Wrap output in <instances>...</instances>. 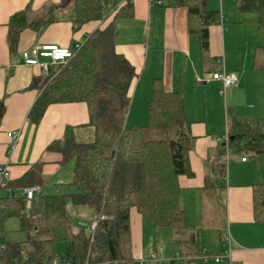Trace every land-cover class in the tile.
Returning <instances> with one entry per match:
<instances>
[{
    "label": "trees",
    "instance_id": "16d2710c",
    "mask_svg": "<svg viewBox=\"0 0 264 264\" xmlns=\"http://www.w3.org/2000/svg\"><path fill=\"white\" fill-rule=\"evenodd\" d=\"M178 2L188 8L190 32L200 37L205 72L217 71L209 52L210 26L220 23V11L209 8L208 0ZM67 4L72 6L76 30L90 22L105 21L110 16L104 15L103 0H62L54 7ZM126 8H117L114 18L133 17V11ZM238 10L258 14L256 21L263 44L256 49L254 68L264 73V0H239ZM30 12L28 6L9 20L7 40L12 52L17 50L26 28L39 31L57 20L54 14L47 19H33ZM116 36L113 22L96 28L84 42L72 48L75 53L72 58L53 65L49 74L41 78L38 97L28 115L30 121L38 124L50 104L85 102L96 136L92 142H78L74 128L69 126L62 140L48 145V150L62 153L63 162L74 160L73 184L78 191L41 194L36 216L32 209L28 215L25 199L19 191L24 186L44 184L42 164L35 163L19 179L8 181L6 195L0 197L1 233L5 216L18 215L28 238L23 243H6L2 237L4 247L0 251V264H14L15 258L23 260V256H27L30 264H84L86 261L90 264H139L133 249L134 209L148 215L155 226L172 228L175 244L187 254H202V224L196 221L190 225L179 181L181 175L195 174L190 163L194 139L192 121L186 115L184 98L179 92L167 90L160 79H155L153 95L147 105V124L127 127L138 74L126 56L116 50ZM4 109L0 99V118ZM226 134L230 150L221 145L213 173L206 176L203 186L205 190L221 188L223 194L230 153L234 150L252 157L264 153V115L252 122L229 111ZM8 189L13 192L11 195ZM68 201L92 207L97 218L104 217L99 218L92 238L84 227L78 226V231H74ZM253 206L256 221L264 224V177L254 186ZM60 242L66 244V253L58 252Z\"/></svg>",
    "mask_w": 264,
    "mask_h": 264
},
{
    "label": "crops",
    "instance_id": "0c3cea01",
    "mask_svg": "<svg viewBox=\"0 0 264 264\" xmlns=\"http://www.w3.org/2000/svg\"><path fill=\"white\" fill-rule=\"evenodd\" d=\"M61 1L0 0V99L5 108L0 118V166L7 165L11 179H19L32 165L41 163L44 184L40 195L78 191L73 184L74 160L63 162L62 153L48 150V145L62 140L69 126L74 128L78 142L94 141L96 131L90 124L88 105L85 102L53 103L38 124L32 123L28 115L38 97V85L44 74L40 66L24 63L23 52L42 44L76 48L93 30L113 22L117 30L116 50L126 56L138 74L126 125L139 126L148 122L147 105L153 95L155 79H160L167 90L179 92L184 98L194 136L191 150L194 158L191 160L190 156V163L192 169L198 170H194V176L181 175L179 181L190 225L196 221L202 224L201 248L211 251L208 231L217 232L218 250L223 247L224 235L230 233L236 264H264V224L256 221L253 206L254 186L264 177V154L252 157L237 153L232 159L230 153L224 194L221 188L203 189L206 176L213 173V164L220 156L224 143L219 137L228 130L230 109L239 118L252 122L264 115V73L254 68L256 49L263 44L256 21L258 16L238 15L237 12H241L239 0H208L209 8L221 14L220 23L210 26L209 52L213 65L217 71L225 70L239 76L237 85L227 88V98L223 99L218 93L222 87L220 81L204 70L200 37L190 32L188 8L179 0H103L104 15L110 16L105 21L90 22L79 30L74 29L71 4L54 7ZM28 6L31 16L47 19L54 14L57 20L39 31L26 28L17 50L12 52L7 40L9 20ZM122 6L133 11V17L114 18V11ZM219 58L224 60L223 65H219ZM15 130L21 132L17 141L8 136V132ZM206 199L209 209L224 210L218 226L207 228L203 225ZM72 205L68 201V211ZM145 220L146 215L135 209L132 211L134 255L147 260L146 264H158V260L148 258L149 249H144ZM155 228L157 232L159 227ZM175 247L180 261L173 258L171 264H203L197 260L198 256Z\"/></svg>",
    "mask_w": 264,
    "mask_h": 264
},
{
    "label": "rangeland",
    "instance_id": "374dc122",
    "mask_svg": "<svg viewBox=\"0 0 264 264\" xmlns=\"http://www.w3.org/2000/svg\"><path fill=\"white\" fill-rule=\"evenodd\" d=\"M234 10L237 11V8L235 6H234ZM237 14L238 15H244V16H250V17L251 16L257 17L258 16V14L256 12H237ZM31 17L33 19L39 18L38 15H33ZM221 85H222V83H221ZM222 90H223V85L220 88V90H218V93H221L222 94L221 96L223 97V99H225V98H227V95H226V92L222 93ZM230 112H231V109H230ZM128 117H129V115H128ZM146 118L148 121V114H147ZM132 126L133 125H130L127 123V127H132ZM221 136H223V135H221ZM237 153L238 152L233 150L231 152V158L235 159L234 157H237L236 156ZM191 155H192V152H190V156ZM193 158L194 157L191 156V160H193ZM225 159H226V157H225ZM228 163H229V161H228ZM228 166H229V164H228ZM193 170L196 171L198 169H196V167H195V169H193ZM227 171H228V168H227ZM225 183H227V178H226ZM4 195H6V190L1 189L0 190V197H2ZM39 195H40V193L37 195L36 199L33 201L32 211H33L34 216H36L38 213ZM208 198H209V196H208ZM205 202L207 203V205H206L207 207H206V218L203 220L204 227L209 228V227L218 226L221 222V217H224L223 216L224 210L222 211L221 209H218L216 211L215 209H209L210 205L208 203V200L206 199ZM92 209H93V212H91ZM68 212H69L70 219H71L72 223L74 224V227H75L74 231L75 232L78 231L77 227L80 224L89 225L97 218V212L95 211L94 208L89 207V206L72 205V207L70 208V210ZM148 217L149 216L146 215V219H147V220H145V236H146V238H145L144 249L145 250L149 249V252H150V250H154L156 252V255L154 258H150L149 256H148V258H150L151 260H158V264H171L170 260L173 258H176L178 260L179 254H176L177 249L175 247L176 245H175L174 238H173V229L170 227H159L157 232H156V228H155V225H154L152 219L150 217L149 218ZM207 217H215V218L210 219ZM190 222H192V219H190ZM208 233H210V238H209L210 241L208 243L211 245V247H209V249L211 251L213 250L212 253H218L220 251V250H218L220 244H219L218 239L216 240V238H215L217 232L214 230H211L210 232L208 231ZM2 234H3L4 240L6 243H23L28 238V232L26 230L22 229L20 217L18 215L5 216L4 221L2 223ZM161 246H162V250H160ZM57 250L60 253H66V244L64 242L58 243ZM205 250H207V249H205ZM211 251H209V252H211ZM149 252H148V255H149ZM197 260L203 264H205V263L215 264L213 261H205L203 259L202 255L198 256ZM178 261H180V260H178ZM181 263L183 264V262H181ZM92 264H112V263H92Z\"/></svg>",
    "mask_w": 264,
    "mask_h": 264
},
{
    "label": "built area",
    "instance_id": "2783aa9c",
    "mask_svg": "<svg viewBox=\"0 0 264 264\" xmlns=\"http://www.w3.org/2000/svg\"><path fill=\"white\" fill-rule=\"evenodd\" d=\"M153 2L156 0H152ZM160 1H158L159 3ZM79 46V45H78ZM77 46V47H78ZM74 49L72 47L60 46L57 44H42L35 46L33 49L23 52V61L28 65H38L42 69L44 75L49 74L50 68L59 63H65L74 55ZM219 65H223L224 60L222 58L218 59ZM212 78L218 80L223 85L222 93H225L227 88L237 85L239 76L237 73H227L225 70H219L212 73ZM8 136L13 140L17 141L21 132L19 130L8 132ZM219 140L223 141L226 146V150H230L229 136L223 135L219 137ZM246 158L244 157L243 160ZM11 179V171L7 165L0 166V190L6 187V184ZM21 195L24 197L26 202V211L28 215L32 209L33 201L36 199V196L41 191L40 185H31L24 186L20 188ZM13 192L11 189H8V194L11 195ZM104 218V217H99ZM99 218H96L91 224H80L79 226L84 227L85 231L90 238L93 237V234L98 225ZM2 233L0 228V251L3 249L2 244ZM233 239L230 233H226L224 236L223 247L218 253L209 254L207 250H203L202 257L205 261H213L215 264H236L233 257ZM156 252L150 250L149 257L154 258ZM23 260L19 258L14 259V264H30L27 261V256H23ZM84 264H90L89 261H86ZM119 264V263H115ZM139 264H146V260L139 259Z\"/></svg>",
    "mask_w": 264,
    "mask_h": 264
}]
</instances>
